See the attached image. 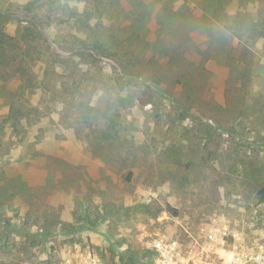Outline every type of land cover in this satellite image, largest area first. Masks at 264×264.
<instances>
[{
  "label": "rangeland",
  "instance_id": "rangeland-1",
  "mask_svg": "<svg viewBox=\"0 0 264 264\" xmlns=\"http://www.w3.org/2000/svg\"><path fill=\"white\" fill-rule=\"evenodd\" d=\"M28 1L0 0L16 14L0 32L29 35L34 14L44 52L86 55L0 74V118L14 95L32 120L0 143V264H221L254 247L264 0Z\"/></svg>",
  "mask_w": 264,
  "mask_h": 264
},
{
  "label": "trees",
  "instance_id": "trees-1",
  "mask_svg": "<svg viewBox=\"0 0 264 264\" xmlns=\"http://www.w3.org/2000/svg\"><path fill=\"white\" fill-rule=\"evenodd\" d=\"M44 0H29L25 5L24 9L26 12H34L37 8L41 7L43 5ZM10 15L11 17L16 16V14L8 13L7 9H4L3 6L0 5V18L6 17ZM9 16V17H10ZM72 17V16H71ZM92 14L88 13L87 10H84L83 13H81L79 16L76 17V21L80 19L83 21L84 24L86 22L91 21L93 19ZM28 26L27 30L29 35H19V36H12L6 31H1L0 32V74H5L9 78L12 77L11 80L15 81H34L37 80L35 77V72L34 69L31 65V62L36 61V60H44L47 62V66H53V70H55V63L57 61L59 62L60 66H63L66 68V65L71 63V60L73 59L74 56L76 55H86L85 52L82 50L78 51H72L69 53V55L60 53V52H44V50L40 47L41 44L37 42L38 40H43L45 41L43 36L46 35L44 33V30L38 22L35 20L34 14L31 16V18L27 19ZM35 42V44H34ZM83 49H88L87 45L81 46ZM93 49L97 51L100 54H103L107 57L115 56L117 55V52H111L106 46L103 44H95L93 45ZM49 60H52V63L50 64ZM66 64V65H65ZM22 65L24 67L22 68ZM49 68V67H47ZM69 70L71 73V76L74 78L76 77L77 73L76 67L71 64L69 66ZM125 77L127 79H130L132 74L128 72V70H124ZM4 72V73H3ZM4 76V75H3ZM78 84H82L81 80L80 82H76L70 87L72 92L75 91V89L83 87L86 88L87 86H79ZM77 85V86H76ZM11 103V108L8 112V115L4 118H0V143L3 139V136L6 133L7 127L9 125L13 126L14 130H22L23 129V123L26 124H31L32 120L27 116L25 117V114L22 112V110L18 109V103L20 101L16 98L13 97L10 99ZM25 117V118H24ZM9 123V124H8ZM8 124V126H6ZM19 125H22L21 128ZM19 129H17V128ZM264 200V198L262 199Z\"/></svg>",
  "mask_w": 264,
  "mask_h": 264
},
{
  "label": "built area",
  "instance_id": "built-area-1",
  "mask_svg": "<svg viewBox=\"0 0 264 264\" xmlns=\"http://www.w3.org/2000/svg\"><path fill=\"white\" fill-rule=\"evenodd\" d=\"M172 261V256L167 257V264H172ZM221 264H264V230L258 235L254 247L234 254L229 261L224 260Z\"/></svg>",
  "mask_w": 264,
  "mask_h": 264
}]
</instances>
